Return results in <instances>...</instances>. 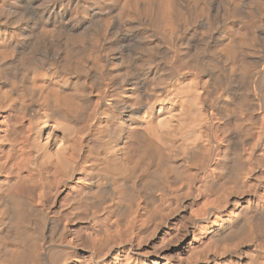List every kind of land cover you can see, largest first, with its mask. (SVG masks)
Masks as SVG:
<instances>
[{"label": "bare ground", "instance_id": "1", "mask_svg": "<svg viewBox=\"0 0 264 264\" xmlns=\"http://www.w3.org/2000/svg\"><path fill=\"white\" fill-rule=\"evenodd\" d=\"M253 111L264 125V0H0L6 132L23 125L30 173L78 176L95 209L124 188L150 200L208 149L198 197L249 186ZM23 192L0 195V264H35L42 248L32 219L43 228L47 203ZM206 207L192 212L208 240L242 244L215 264H264V193Z\"/></svg>", "mask_w": 264, "mask_h": 264}, {"label": "rangeland", "instance_id": "2", "mask_svg": "<svg viewBox=\"0 0 264 264\" xmlns=\"http://www.w3.org/2000/svg\"><path fill=\"white\" fill-rule=\"evenodd\" d=\"M92 95L94 107L98 95ZM257 112H252L254 129L247 134L255 156L253 172L249 175L250 187L235 188L231 184L232 188L230 184H224L209 200L198 197V181L204 164L210 161L211 151L208 149L196 165L190 166V171L183 176L186 177L184 181L170 184V189L160 187L153 192V198L147 200L136 198L131 190L124 188L125 191L122 189L121 192L124 199L121 197L120 204L117 198H113L102 209H95L77 191L80 184L78 176L64 183L51 169L30 173L27 156L22 158L18 153V146L27 134L22 129L23 125L17 122L18 133L8 135L6 124L9 120L0 116V195L20 190L37 205L47 203L46 211L50 216L43 228L37 223L38 216L33 214L32 219L41 241L39 246L42 245L35 264H53V261L54 264H91L94 252L105 254V264H215L225 254L234 252L239 244L242 245L241 240L237 239L238 242L236 240L231 245L209 241L206 227L202 226L205 223L201 226L196 224L192 211L201 203H207V209H221L236 196L251 190L264 193V125L258 118L261 112ZM91 114L92 110L84 117L83 127L89 123ZM97 150L89 151L91 160L98 156L100 151ZM138 178L143 179L142 174ZM142 181L141 185L150 182L147 178Z\"/></svg>", "mask_w": 264, "mask_h": 264}]
</instances>
